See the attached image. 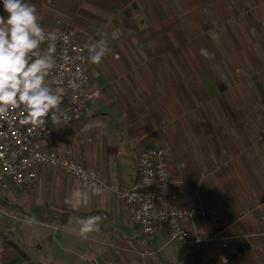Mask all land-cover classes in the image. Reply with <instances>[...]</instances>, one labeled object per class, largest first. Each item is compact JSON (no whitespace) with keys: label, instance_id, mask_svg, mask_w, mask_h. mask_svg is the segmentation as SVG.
<instances>
[{"label":"crops","instance_id":"1","mask_svg":"<svg viewBox=\"0 0 264 264\" xmlns=\"http://www.w3.org/2000/svg\"><path fill=\"white\" fill-rule=\"evenodd\" d=\"M32 3L44 28L61 21L110 49L99 65L88 57L99 98L45 143L108 184L90 189L50 167L35 188L10 184L0 264H264V0ZM155 146L169 152L179 202L207 213L188 228L209 242H172L163 227L145 240L117 199ZM97 215L98 231L82 238L80 219Z\"/></svg>","mask_w":264,"mask_h":264},{"label":"built area","instance_id":"2","mask_svg":"<svg viewBox=\"0 0 264 264\" xmlns=\"http://www.w3.org/2000/svg\"><path fill=\"white\" fill-rule=\"evenodd\" d=\"M45 30L56 36L52 42L56 64L46 79L50 86L62 89L58 119H49L42 127L22 123L26 113L21 109L0 118V198L12 183L35 188L41 167L55 169L90 189H102L108 184L95 169L78 162L70 150H51L45 144L62 122L81 118L87 102L100 96L99 91L90 90L86 45L76 38L75 31L61 21ZM41 47L46 50L48 44ZM168 160L169 152L163 147L143 149L138 158L137 182L132 188L119 191L117 199L128 207L131 221L139 226L145 240L163 227L172 242L191 246L207 243L210 239L201 238L188 228L191 221L206 218L207 213L179 202L172 189ZM3 254L4 245L0 242V260Z\"/></svg>","mask_w":264,"mask_h":264},{"label":"clouds","instance_id":"3","mask_svg":"<svg viewBox=\"0 0 264 264\" xmlns=\"http://www.w3.org/2000/svg\"><path fill=\"white\" fill-rule=\"evenodd\" d=\"M7 18L0 16V118H7L11 110L26 113L22 123L45 126L55 122L62 102V89L52 87L47 77L55 67L56 36L46 32L39 13L31 0H0ZM67 40V36L63 37ZM47 43V49L41 45ZM89 60L99 65L110 49L105 40L87 45ZM78 208V203H73ZM102 216L80 219L79 234L87 239L98 231Z\"/></svg>","mask_w":264,"mask_h":264},{"label":"trees","instance_id":"4","mask_svg":"<svg viewBox=\"0 0 264 264\" xmlns=\"http://www.w3.org/2000/svg\"><path fill=\"white\" fill-rule=\"evenodd\" d=\"M31 2H33V0H31ZM3 13H5L3 10V4L2 2H0V14H3Z\"/></svg>","mask_w":264,"mask_h":264}]
</instances>
